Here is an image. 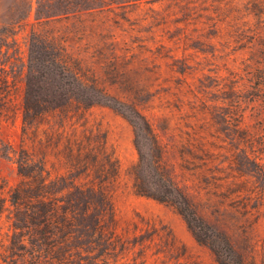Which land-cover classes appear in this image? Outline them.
<instances>
[{
    "label": "trees",
    "instance_id": "obj_1",
    "mask_svg": "<svg viewBox=\"0 0 264 264\" xmlns=\"http://www.w3.org/2000/svg\"><path fill=\"white\" fill-rule=\"evenodd\" d=\"M144 1L150 4L147 15H159L158 21L186 15L201 34L217 38L208 51L220 62L209 70L214 80L228 79L231 138L222 131L216 153L208 142L190 145L181 153L191 160L181 154L180 165L200 171L198 182L218 216L231 209L257 222L264 207V0ZM29 11L0 23V116L15 112L17 96L23 115L18 150L0 137V156L12 158L20 176L14 186L0 176V217L12 228L0 241V264H123L129 256L145 264L151 255L185 264L184 246L169 228L151 226L143 233V217H118L120 163L100 125L90 123L94 107L112 109L133 127L139 158L130 174L136 195L171 206L218 264H264L255 246L247 254L222 224H211L199 210L197 195L178 178L166 145L131 95L114 45L107 52L101 38L61 31L55 22L62 16L42 15L37 8L30 21ZM21 25H29L26 58L15 36ZM203 85L208 93L209 85ZM121 87L131 93L112 92Z\"/></svg>",
    "mask_w": 264,
    "mask_h": 264
},
{
    "label": "rangeland",
    "instance_id": "obj_2",
    "mask_svg": "<svg viewBox=\"0 0 264 264\" xmlns=\"http://www.w3.org/2000/svg\"><path fill=\"white\" fill-rule=\"evenodd\" d=\"M164 2L153 5L159 7ZM149 6L144 0H0V23L5 24L25 15L29 7L28 18L34 21L39 8L42 15L55 13L62 16L55 22L61 31H70L86 39L101 38L107 52L111 51L112 43L119 54L120 67L126 69L125 76L131 82L133 93L125 92L123 87L112 92L118 96L123 91L131 93L137 102H141L142 112L166 145L167 160L175 166L178 178L185 180L197 195L199 210L205 218L211 224H222L236 245L247 254L255 246L254 253L260 260L264 258V207L255 223L240 218L231 209L218 216L212 201L207 200L206 189L202 188L204 183L198 182L200 171L183 169L180 165L184 164L185 157L191 160L181 153L190 145L200 146L208 142V147L216 153L219 138L223 135L221 132L229 134L228 141L231 138V126L226 121L231 116L228 79L214 80L215 72L209 70L215 69L216 63L220 62L209 52L213 50L217 38L201 34L199 28L187 22L190 19H184L186 15H169L168 22L158 21L159 15H147L151 12ZM28 30L29 25L18 26L15 35L23 58L27 53ZM218 46L216 43L214 47ZM218 73L227 75L224 68H220ZM204 74L211 77L206 78ZM203 84L209 85L208 93L204 92ZM14 101L15 112L0 116V137L18 150L22 143L23 115L19 106L20 97L17 96ZM90 113V123L100 125L107 145L120 163L114 199L121 221L138 220V214L148 222L139 223L143 233L150 232L151 226L160 232L162 226L169 228L179 244L184 246L185 254L180 258L182 263L218 264L210 249L195 240L183 217L171 206L134 193L130 169L139 155L134 145L132 125L108 107H94ZM192 161L198 162L197 159ZM0 176L9 185L14 186L20 181L12 158L0 156ZM10 224L5 215L0 217V241L12 233ZM152 251L154 249L150 253ZM131 258L129 256L128 260L120 262L135 264ZM139 262L137 259L136 264ZM145 264H174V259L151 255Z\"/></svg>",
    "mask_w": 264,
    "mask_h": 264
}]
</instances>
